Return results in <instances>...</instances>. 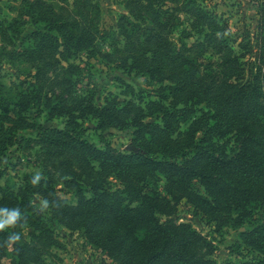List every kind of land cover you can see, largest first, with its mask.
Returning <instances> with one entry per match:
<instances>
[{"label":"trees","instance_id":"1","mask_svg":"<svg viewBox=\"0 0 264 264\" xmlns=\"http://www.w3.org/2000/svg\"><path fill=\"white\" fill-rule=\"evenodd\" d=\"M20 2V20L7 23L1 33L12 43L10 35L22 37L26 25L37 28L22 39L20 50L7 54L12 63H30L36 72L26 74L33 80L20 93L15 84L0 88V154L22 144L20 131H31L50 158H70L62 163L64 169L74 163L90 165L86 187L76 184L75 178L80 176L74 171V180L66 182L80 196L77 206L56 195L51 177L33 184L36 176L28 175L25 190L46 202L50 221L84 231L92 245L119 264H212L200 253L204 238L190 225L162 223L158 216L170 215L173 202L187 199L220 228L240 229L256 207L264 206L263 16L260 14L258 51L243 62L235 54L228 23L198 6L197 0H126L130 12L119 19V35L124 40V48L117 51L119 65L154 81L168 102L153 103L147 113L133 102L119 108L116 99L96 106L79 98L73 106H66L63 102L68 94L63 93L62 105L51 108L43 126L40 118L28 114L34 107L41 114L43 108L56 103L43 89L49 73L93 47L102 32L94 19L88 25L77 18L63 20L44 0ZM168 5H182L188 13L187 37L193 33L200 36L190 48L181 50L172 42L179 16L164 10ZM74 69L79 67L70 66L63 76L56 70V77L72 85L68 72ZM11 92L19 95L18 101L11 98ZM166 93L169 96H164ZM63 116L68 117L64 129L50 125L54 117ZM85 117H93L102 130L133 129V143L139 151L121 153L109 144L99 148L87 141L79 122ZM185 125L187 130L180 132ZM227 138L233 139L238 149L233 157L226 144L220 143ZM94 163L100 172L93 168ZM112 177L121 187H111ZM163 180L170 199L158 191ZM2 194L0 208L22 207L11 198L7 203ZM25 214L31 227L44 229L42 213L29 208ZM12 233L19 234L18 241L9 240ZM240 234L246 246L264 255V223ZM21 235L16 226L0 229V255L11 246L21 261L34 255L28 244H19ZM246 264H264V259Z\"/></svg>","mask_w":264,"mask_h":264},{"label":"rangeland","instance_id":"2","mask_svg":"<svg viewBox=\"0 0 264 264\" xmlns=\"http://www.w3.org/2000/svg\"><path fill=\"white\" fill-rule=\"evenodd\" d=\"M44 1L52 5L63 20L77 18L87 25L90 20H96L102 34L95 39L93 47L79 53L70 63H64L49 73L43 89L45 94L53 99L56 98V103L49 108H43L41 114L34 107L28 114L29 117L40 118L39 123L44 126L49 119L51 108L62 105L60 102L63 101L61 98L63 93L68 94L66 95L67 101L63 102L66 106H73L77 102L75 99L79 98H87L96 106H105L106 100L116 99L119 108L124 107L127 102H133L145 108L147 113L149 106L153 103L168 102L162 99L159 93L160 86L154 81L141 72H130L119 65L121 56L117 51L124 48V40L119 35V19L129 15L130 12L126 0H81L83 3H79V0H67L63 1L64 3L61 0ZM90 5L93 7L91 10ZM197 5L222 17L228 23L236 56L242 57L243 62L251 60L253 53L258 51L257 35L261 23L260 14L264 22V0H197ZM167 7H164V10L176 17L179 16L178 25L173 28L172 36V42L177 45L178 49L190 48L196 41L201 40L197 33H193L191 37H187L188 32L185 35L184 31L189 29L188 18L190 17L182 10V5H168ZM21 11L20 0H0V88L9 89L15 84L18 93L22 92L26 84L33 80L27 78L26 74L34 75L36 71L30 63L23 64L20 61L12 63L7 54L20 50L24 46L22 39L35 32L37 28L31 24L26 25V28L22 29L24 32L22 37L16 38L10 35L12 43L4 39L1 31L8 28L7 23L14 19L20 20ZM70 66L79 67V70L74 69L68 72L72 85L64 83L63 77H56V70L63 76ZM22 72H25L23 76L20 75ZM2 92L6 93L5 90ZM164 96L169 95L166 93ZM11 98L17 100L19 95L11 92ZM67 119L66 116L54 117L50 125L62 130L66 126ZM146 120L150 121L151 117H147ZM79 122L85 130V139L99 148L109 144L121 153L139 151L133 143L135 140L133 129L102 130L97 127V121L93 117H85ZM187 128L188 125H185L180 132L186 131ZM19 134L24 138L22 144L9 147L0 154V196H3V192L8 198L7 203L11 202V198L18 200L22 205L18 208L22 215V222L18 221L15 225L22 232V240L19 244L22 245V242L28 244L35 256L23 257L21 261L20 255L15 254L11 246L6 253L0 255V264H119L101 249L92 245L84 231L70 230L50 221L51 213L46 202L40 196L31 195L28 190H25L28 175L39 176L44 181H48L51 177L54 181L53 188L56 195L69 205L77 206L80 196L74 190H70L66 182L74 180L71 175L74 171L80 176L79 179L75 178L76 184L86 187L90 165L74 163L66 170L62 167V163L70 162V158H50L35 133L20 131ZM220 143L226 144L230 157L236 154L238 149L233 139H223ZM92 166L100 172L97 163ZM109 183L114 190L121 187L119 181L113 177L109 179ZM195 185L204 195V190L199 185ZM166 189L167 184L164 180L158 183V191L163 197L170 199ZM85 196L90 198L89 193H85ZM171 206L172 213L159 215L160 221L190 225L204 238L200 253L212 264H246L264 259V255L246 246L240 234L264 223V206L256 207L252 212L253 217L246 221L245 226L240 229L220 228L216 223L204 217L187 199L173 202ZM28 207L42 213L43 230H35L25 219ZM5 208L12 210L7 206L3 207Z\"/></svg>","mask_w":264,"mask_h":264},{"label":"clouds","instance_id":"3","mask_svg":"<svg viewBox=\"0 0 264 264\" xmlns=\"http://www.w3.org/2000/svg\"><path fill=\"white\" fill-rule=\"evenodd\" d=\"M39 179V176L34 177L32 181L33 184L37 183ZM21 219L22 215L19 209H0V229H4L9 226H15ZM19 238L20 236L18 233H12L9 237V240L14 242L18 241Z\"/></svg>","mask_w":264,"mask_h":264}]
</instances>
